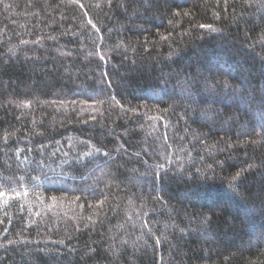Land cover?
<instances>
[{"label": "trees", "instance_id": "trees-1", "mask_svg": "<svg viewBox=\"0 0 264 264\" xmlns=\"http://www.w3.org/2000/svg\"><path fill=\"white\" fill-rule=\"evenodd\" d=\"M0 193V264H264V0H0Z\"/></svg>", "mask_w": 264, "mask_h": 264}, {"label": "rangeland", "instance_id": "rangeland-1", "mask_svg": "<svg viewBox=\"0 0 264 264\" xmlns=\"http://www.w3.org/2000/svg\"><path fill=\"white\" fill-rule=\"evenodd\" d=\"M207 72L208 71H205V74ZM170 80H171V78H170ZM242 80H244V79H242ZM196 83H197V80H195L194 78L187 77V78L182 79V81L179 84L175 83L174 84L175 86L171 87L168 90V92L172 93L174 91V92H177L179 95H184L185 98H187V99H191L192 98V100H193L192 105L194 106L193 109H196L197 107H199V103H200L202 97H204L205 100H208V102H215V98H219V93H217V85L212 86L208 82L202 81V80H201V83H203V85H204L203 91L201 92V94L195 95L188 88L194 87V85H196ZM227 89H229V87ZM151 97H153V96H151ZM223 97H224V99H226L228 97V94L224 93ZM220 100H222V99H220ZM240 101L241 100H239V104H240ZM244 101H247V100L244 99ZM216 117H218V116L215 115L214 118H216ZM207 119H209V116H207V115L201 116L199 118L200 121H204V120H207ZM215 121H216V119H215ZM212 125H214V123ZM240 127L242 129H247L248 128L246 123L242 124V126H240ZM213 128H215V126ZM141 178H143V176ZM167 229L169 231H174V232L177 231V228L174 225H169L167 227Z\"/></svg>", "mask_w": 264, "mask_h": 264}, {"label": "snow or ice", "instance_id": "snow-or-ice-1", "mask_svg": "<svg viewBox=\"0 0 264 264\" xmlns=\"http://www.w3.org/2000/svg\"><path fill=\"white\" fill-rule=\"evenodd\" d=\"M0 195H2V193H0Z\"/></svg>", "mask_w": 264, "mask_h": 264}]
</instances>
